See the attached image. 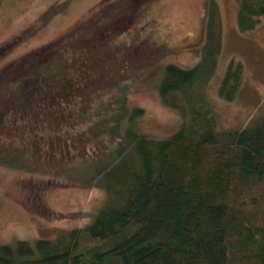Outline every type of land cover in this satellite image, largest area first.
<instances>
[{
  "label": "trees",
  "instance_id": "16d2710c",
  "mask_svg": "<svg viewBox=\"0 0 264 264\" xmlns=\"http://www.w3.org/2000/svg\"><path fill=\"white\" fill-rule=\"evenodd\" d=\"M112 1V12L96 10L91 26L102 27V13L108 24L126 16L129 21L128 12L134 15L144 0H129L128 6ZM219 13L216 0H208L195 65L167 63L163 68L159 94L179 111V129L163 138L139 133L134 119L143 109L138 106L95 123L100 136L108 131L112 149H100V161H93L90 152L86 163L68 165L67 178L77 179L71 184L105 188L104 204L88 224L53 239L0 243V264H264V118L250 127L222 131L210 108L190 95L197 81L216 70L222 45ZM262 16L264 0H239V30L254 28ZM74 42L58 41L15 61L0 96L8 140L13 135L25 147L43 143L39 154L44 160L63 153L61 148L51 152L54 143L69 150L83 141L77 132L68 135L72 120L56 123L53 114L64 111L63 102L73 96L89 104L109 88L99 85L101 94L95 95L92 81L86 80L93 72L84 74L86 68L80 67L96 60L97 41L85 47ZM240 77L241 63L231 60L219 95L232 99ZM57 163L47 171L54 173ZM82 166L88 173L76 177ZM245 200L252 205L248 211Z\"/></svg>",
  "mask_w": 264,
  "mask_h": 264
},
{
  "label": "rangeland",
  "instance_id": "374dc122",
  "mask_svg": "<svg viewBox=\"0 0 264 264\" xmlns=\"http://www.w3.org/2000/svg\"><path fill=\"white\" fill-rule=\"evenodd\" d=\"M112 2L0 0V96L15 61L32 51L40 54L37 49L50 48L58 41H82V47L97 41L96 60L80 67L86 68L84 74L93 72L86 80L92 81L95 95L101 94L99 85L109 86L89 104L68 97L62 105L64 111L53 114L59 118L56 123L72 120L68 135L77 132L83 140L69 150L54 143L51 152L63 150L57 157L44 160L39 154L44 151L43 143L25 147L13 135L9 141L7 125L0 118V243L53 239L91 221L107 192L101 186L71 184L70 180L77 179L67 178V171L72 163H86L90 157L85 155L90 152L96 157L100 149H112L108 131L103 136L98 133L95 123L99 120L125 115L138 106L143 109L134 119L139 133L163 138L181 125L179 111L163 102L158 85L165 64L189 68L199 61L208 0H144L134 15L128 12L129 21L126 16L108 24L103 13L112 12ZM216 2L222 26L217 67L208 79L193 85L190 95L210 108L219 130L250 127L264 118V16L254 28L241 31L237 26L239 0ZM128 3L123 0L126 6ZM96 10L105 15L101 16L102 27L91 26ZM231 60L241 63V77L235 96L227 100L219 95V85ZM123 124L124 120L121 127ZM99 157L93 161L102 160ZM52 162H58L54 173L47 171ZM86 169L76 170V177L86 175ZM244 202L243 209L248 211L252 205Z\"/></svg>",
  "mask_w": 264,
  "mask_h": 264
}]
</instances>
